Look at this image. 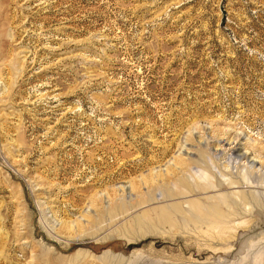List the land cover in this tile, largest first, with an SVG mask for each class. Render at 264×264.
<instances>
[{
  "label": "rangeland",
  "instance_id": "rangeland-1",
  "mask_svg": "<svg viewBox=\"0 0 264 264\" xmlns=\"http://www.w3.org/2000/svg\"><path fill=\"white\" fill-rule=\"evenodd\" d=\"M0 11V264H264V0Z\"/></svg>",
  "mask_w": 264,
  "mask_h": 264
},
{
  "label": "bare ground",
  "instance_id": "bare-ground-1",
  "mask_svg": "<svg viewBox=\"0 0 264 264\" xmlns=\"http://www.w3.org/2000/svg\"><path fill=\"white\" fill-rule=\"evenodd\" d=\"M239 157H241V156L239 155ZM170 175H172V177H170L166 174L165 175L157 174V175L152 177L151 175L148 174V175H146V177H144L142 185H144L147 189H152V188H155L157 186L164 188V183H165V185H167V183L172 182L173 186H176L178 188L183 189V191H179V192H173L172 190L163 189L162 195L160 198V200H162V201L169 200L171 198L172 199L183 198V197L191 196V195L199 193L201 191H206V190L210 189V184L205 185V184L196 183L194 186L190 185L188 183V176H187V179H185L184 181L174 180V178H173L174 171L173 170L171 171ZM215 182H216V180H215ZM236 184H238V183L236 182ZM215 186L217 188H222L223 184L217 180V182L215 183ZM230 186H231V184H230ZM149 195H147V196H149ZM155 202H157L156 199H155ZM146 203H149V202L146 201ZM188 204H189L190 208H189V210H186L185 212L183 211V206H178V205H175V207L178 210L177 212H169L168 208L166 209V211L162 210L161 218L159 219V222L162 224L169 223L170 221H174L175 224H177L179 222L177 229L183 230V227L193 228V229L194 228L201 229L204 226H208V228H212L210 225L213 222H215L217 220L220 221L216 212H212V211L207 212L204 209H200L198 207H192L190 205V203H188Z\"/></svg>",
  "mask_w": 264,
  "mask_h": 264
}]
</instances>
